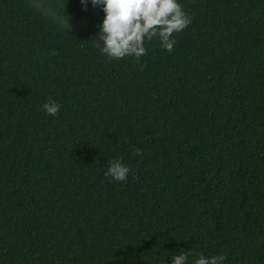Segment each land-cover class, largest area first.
I'll use <instances>...</instances> for the list:
<instances>
[{
	"label": "trees",
	"instance_id": "obj_1",
	"mask_svg": "<svg viewBox=\"0 0 264 264\" xmlns=\"http://www.w3.org/2000/svg\"><path fill=\"white\" fill-rule=\"evenodd\" d=\"M33 2L71 27L0 0V264H264V0H179L138 60L99 50L100 8Z\"/></svg>",
	"mask_w": 264,
	"mask_h": 264
},
{
	"label": "clouds",
	"instance_id": "obj_2",
	"mask_svg": "<svg viewBox=\"0 0 264 264\" xmlns=\"http://www.w3.org/2000/svg\"><path fill=\"white\" fill-rule=\"evenodd\" d=\"M91 6L103 11V18L98 24L99 50L110 58L133 56L137 60L146 53L145 40L156 37L163 49L171 51L175 44L174 32H180L190 22L191 16L181 6L179 0H80L82 7ZM32 7L41 11L59 28L66 31L71 27L70 16L57 12L50 4L37 5L32 0ZM41 107L47 114L55 116L60 110L59 102L49 99ZM140 154V148L134 149ZM129 165L120 158L108 161L104 173L113 180L125 181L130 173ZM191 251V250H190ZM190 253L180 252L174 255L170 264H186ZM226 256L217 253L206 256L196 253L193 264H224Z\"/></svg>",
	"mask_w": 264,
	"mask_h": 264
}]
</instances>
